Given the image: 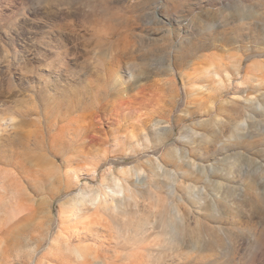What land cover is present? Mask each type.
I'll return each instance as SVG.
<instances>
[{"label":"rangeland","instance_id":"1","mask_svg":"<svg viewBox=\"0 0 264 264\" xmlns=\"http://www.w3.org/2000/svg\"><path fill=\"white\" fill-rule=\"evenodd\" d=\"M0 264H264V0H0Z\"/></svg>","mask_w":264,"mask_h":264},{"label":"bare ground","instance_id":"2","mask_svg":"<svg viewBox=\"0 0 264 264\" xmlns=\"http://www.w3.org/2000/svg\"><path fill=\"white\" fill-rule=\"evenodd\" d=\"M232 109H234V107H232L231 110ZM115 185L117 187L116 190H114L113 187H108L109 190H111L115 193H119L121 196L117 200L124 201L125 195H123V192L126 191V186L123 183L118 182L116 179H115ZM107 194L108 193L106 190L100 189V190L94 192L93 194L89 195L88 200L84 196L83 197L78 196L75 201H76V203H78V205H86V206H87L86 202L87 203L90 202V206H88L87 210L94 211L96 214H99V212H102L104 209H107V208H110L113 210H115V209L118 210L117 209L118 206H116V204H114V203H113V205H110V204L106 205V202L109 200L107 198ZM111 200L113 202L116 200V198L111 197ZM81 211H83V210L76 209V208L70 209V215L69 216H72V218H70L68 221V227L72 228V234H73V232L77 233L79 231H86L88 233H91L94 230L96 217L91 216V217L81 218V216H82ZM75 225L77 226V228H75ZM58 243H59L58 239L55 238L53 240V249H58ZM66 248H67L68 252L75 253L76 256H78L79 258L82 257L83 254H85L84 253L85 250L83 247L82 248L81 247L80 248H78V247L73 248V247H70L68 245V246H66ZM88 253H89V251H88ZM92 255H94V253H92ZM67 256L69 257L70 254H67Z\"/></svg>","mask_w":264,"mask_h":264}]
</instances>
